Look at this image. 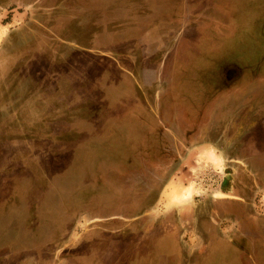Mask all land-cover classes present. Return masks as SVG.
<instances>
[{"label":"rangeland","instance_id":"374dc122","mask_svg":"<svg viewBox=\"0 0 264 264\" xmlns=\"http://www.w3.org/2000/svg\"><path fill=\"white\" fill-rule=\"evenodd\" d=\"M242 72L264 81V0H0V264H153L177 249L163 222L185 262L230 264L185 222L223 195L234 161L208 135L226 99L241 114Z\"/></svg>","mask_w":264,"mask_h":264},{"label":"flooded vegetation","instance_id":"af4514ba","mask_svg":"<svg viewBox=\"0 0 264 264\" xmlns=\"http://www.w3.org/2000/svg\"><path fill=\"white\" fill-rule=\"evenodd\" d=\"M241 97H245L241 100V102H245L241 105V114L237 116L235 114V109L233 111L234 113L231 115L227 113L226 109L223 110V112H225L224 114L215 113L212 116L214 118L212 122H222V119H224L227 123L224 125L225 131L223 133L208 135L211 142H215L218 148L223 150L224 154L229 157L230 161H234V164H232L226 172L227 178L221 189L223 195L219 197L214 196L215 200H217L216 203H212V200L210 202L207 201L209 202L207 209H196L194 212L190 211L189 215L188 212L184 215H188L186 217L188 221L185 222V224L189 226L188 230L197 235L199 241L197 248L207 250V247L211 249L216 247L215 250H220L223 246H228V249L237 245V250L240 249L243 252L245 251V259L248 258L251 264H258L259 260L256 259L257 252L261 254L264 253V242L263 244L261 243V239H264V233L260 236L261 238L258 239L257 243L248 242V238L244 239L243 235H250L252 231L257 233L264 232V226H262L264 221L261 220L259 216L252 213L248 200L250 189H248L247 185L241 186V189L239 185L236 186L234 171L240 170L244 173L245 170L242 166L245 165L251 171L256 172L260 184L264 183V153H254L256 152V147H258L257 145L263 142V140L257 138L258 134H261V132L258 133L257 128L260 126L262 130L264 126L256 124L254 120L251 121L250 124H242L244 118H247V114H242V110H245L243 107L247 105L248 98L246 94L243 93ZM235 103L234 101V104ZM253 108L254 107L251 106V110ZM192 134L195 135V132ZM228 135L230 136L227 137ZM178 138L181 139L182 136L178 135ZM243 153H245V155L252 154V159L248 160L245 158L238 160L237 156ZM239 161L240 163H237ZM240 164H242V166ZM241 175L245 177V173ZM147 182L148 180H146V183ZM148 184H150V182ZM244 186L247 189H245ZM224 220L226 221L224 222ZM165 224L167 225V222H163L160 225L161 229L163 228L161 234L164 228L165 230L167 228L164 227ZM185 224L183 225L185 226ZM177 228L181 230V226ZM151 231L152 228L150 229V232ZM150 232L144 234V236L148 235ZM224 254L228 255L231 262L239 260L237 257H232L228 250Z\"/></svg>","mask_w":264,"mask_h":264},{"label":"crops","instance_id":"0c3cea01","mask_svg":"<svg viewBox=\"0 0 264 264\" xmlns=\"http://www.w3.org/2000/svg\"><path fill=\"white\" fill-rule=\"evenodd\" d=\"M242 73L243 74L239 78V84L241 82V85H240L241 88L245 87L248 84V82L255 84V85H250L251 89L249 90L248 93H246V97L248 98V102H247V105L243 107V108H245V110L244 109L242 110V114H247V118H244V120L242 121V124H246V123L250 124L251 121L254 120V122L256 124L264 126V81H263L262 84L260 82L253 81V80H256L259 77H257V78L252 77L249 80L247 78L248 77L247 76L248 73H245V72H242ZM141 74H140V77L142 76ZM257 75L260 76L259 74H257ZM262 75L261 76L264 79V74H262ZM245 83H246V85H244ZM153 84L154 83H152V85ZM243 94H245L244 91H243ZM230 100H232V99H230ZM234 105H235L234 102L232 104H229V101L226 99V103H225L224 109H226L227 113H230V115H231L232 113H234L233 112L234 111ZM206 106L208 108L207 111H206V115H207V113H209V111L211 110L210 109L211 105L210 104H206ZM251 106L254 107L252 110H251ZM200 107H201V110L203 112H205V110L202 109L203 106L200 105ZM200 111H199V114H198V118L199 119H197L195 121V123H198V124L199 123L200 124L203 123L204 124L205 123V121H204L205 118L204 119L201 118ZM204 115H205V113H204ZM242 117H244V116H242ZM206 122L211 123V120L209 119ZM257 131H258V133L261 132V134H258L257 138L263 140V142L257 145L258 147H256V152H254V153H264V128H262V130H261V127L259 126L257 128ZM229 136L230 135H228L227 137H229ZM196 137H197V134L195 133L193 139H195ZM182 139H185V138L182 136ZM187 195L188 196L184 195L183 197H177L175 200L177 201V203L180 202L182 199H183V201L191 200V197H192L191 190L188 192ZM176 229H178V231H179V228L176 227ZM165 232L169 233L171 235L170 237L175 240V244H176L177 249L174 250V249L171 248L170 250L166 251L165 248L167 246V243L165 245L162 244L160 249L156 251L157 256L154 259L151 260L152 263L153 264H193V263H190V262H185L186 259L180 257L181 256V252H179V251H182V245L179 244V243H181V240L179 238L180 234L178 236V232L177 231L175 232V230L167 229V228H166V230L164 228L162 233L164 234ZM180 232H181V230L179 231V233ZM160 236H161V234L158 235L156 237V239H158ZM160 240L163 242V240H164L163 239V235L160 237ZM81 244H82V242H81ZM195 247L196 248H194V250L197 249L196 245H195ZM227 247H222L219 251H223V250L226 251ZM233 247L228 248V251L230 249H233L234 251L230 250L229 253L232 255V257L233 256L237 257L240 261L237 259L238 261L230 262V264H251V262H250V260H248V258L245 259V257H246L245 251L243 252L240 249L237 250V248H238L237 245L233 246ZM85 249H88V247L85 248ZM185 249L190 250L191 252H193V250H191L190 248H184L182 252H184ZM104 250L105 249H102L100 252L97 253L98 254V259L93 264H118L119 259H114L112 261H110L108 259H105L104 258V256H105L104 255V253H105ZM202 251H203V249H202ZM84 253H85V250L81 248V254H80L81 259L82 258H86L84 256ZM257 255H256V259L259 260L258 264H264V253L261 254V253L257 252ZM151 256H152V258L154 257L153 254H151ZM99 257H100V259H99ZM158 257H159V261H157ZM182 260H183V263H182ZM202 262H203V258L200 259V261L196 262L195 264H202ZM80 264H89V261L87 260V263H84V261L82 259L80 261ZM214 264H217V261Z\"/></svg>","mask_w":264,"mask_h":264}]
</instances>
